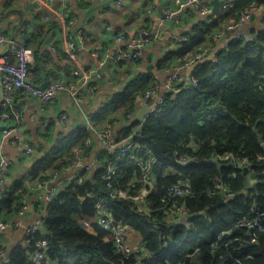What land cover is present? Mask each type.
I'll use <instances>...</instances> for the list:
<instances>
[{
	"label": "clouds",
	"instance_id": "1",
	"mask_svg": "<svg viewBox=\"0 0 264 264\" xmlns=\"http://www.w3.org/2000/svg\"><path fill=\"white\" fill-rule=\"evenodd\" d=\"M0 264H264V0H0Z\"/></svg>",
	"mask_w": 264,
	"mask_h": 264
}]
</instances>
